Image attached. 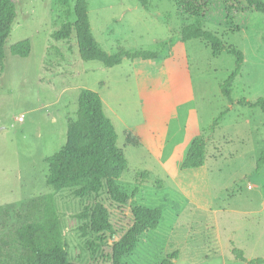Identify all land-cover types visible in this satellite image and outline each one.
Returning a JSON list of instances; mask_svg holds the SVG:
<instances>
[{"label":"rangeland","instance_id":"374dc122","mask_svg":"<svg viewBox=\"0 0 264 264\" xmlns=\"http://www.w3.org/2000/svg\"><path fill=\"white\" fill-rule=\"evenodd\" d=\"M205 30L244 53H213L203 39L183 42L182 29L197 18L180 12L178 1L88 0L92 31L109 53L118 47L159 54L157 59H124L113 68L80 58L75 33H53L76 19L74 6L60 0H16L17 17L0 65V264H23L26 251L13 231L31 219L34 201L52 195L63 226L67 259L101 262L112 241L132 223V201L160 208L157 230L143 235L125 264H251L264 260V17L243 0H202ZM31 41L28 57L11 54ZM83 89L97 91L118 133L128 169L119 180L132 196L119 206L103 192L98 200L112 212L114 234L98 252L87 249L78 214L93 199L47 184L48 158L67 142ZM205 139L204 164L182 169L192 140ZM241 252L245 260L237 258ZM236 254V255H235ZM109 264V263H99ZM257 264V263H254ZM264 264V262L259 263Z\"/></svg>","mask_w":264,"mask_h":264},{"label":"trees","instance_id":"16d2710c","mask_svg":"<svg viewBox=\"0 0 264 264\" xmlns=\"http://www.w3.org/2000/svg\"><path fill=\"white\" fill-rule=\"evenodd\" d=\"M145 9L149 10L150 0H137ZM170 1V0H169ZM178 1L180 12L197 18L195 24L182 29V41L203 39L207 41L213 53L226 51L236 58L234 71L223 84V91L228 93L226 85L233 81L241 72L244 53L236 47L226 46L212 32L205 30L200 21L204 15L205 4L202 0H172ZM249 9L260 13L264 17V0H243ZM61 4L70 6L71 0H60ZM75 21L68 22L53 33L57 40L68 39L75 33L80 58L87 62H99L107 68H113L124 59H157L159 54L146 50H127L118 47L114 53L104 50L98 43L89 16L88 0H76L74 6ZM17 17L16 0H0V65L5 69V46L10 37L12 26ZM264 40V37H262ZM11 54L28 57L31 53V41L25 39L12 45ZM264 113V98L254 103ZM205 139L195 137L182 162V169H197L203 166L205 158ZM49 175L47 184L56 192L71 190L75 197L93 199L77 216L83 222L80 230L83 236L92 237L87 241V249L98 252L108 244L107 233L114 234L115 224L112 212L98 200L104 192L113 203L128 205L132 196L119 183L120 178L128 169V159L124 151L118 146V133L112 120L107 116L101 95L92 89H83L78 100V115L68 126L67 142L65 146L48 158ZM264 164V153L257 163L259 169ZM4 207L0 206V219L3 218ZM132 223L120 239L112 241L110 253L97 259L92 264L109 263L125 264L124 258L131 255L140 238L157 230L163 213L160 208H147L131 203ZM13 243L26 251L23 264H73L67 259V245L63 239V226L58 208L52 195L34 201L31 219L25 221L13 231ZM237 258L245 260L238 251ZM235 254V255H236ZM264 260L251 261V264L262 263ZM162 264H172L166 260Z\"/></svg>","mask_w":264,"mask_h":264}]
</instances>
